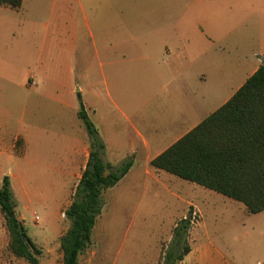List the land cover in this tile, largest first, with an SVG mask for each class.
I'll return each mask as SVG.
<instances>
[{"label": "crops", "instance_id": "1", "mask_svg": "<svg viewBox=\"0 0 264 264\" xmlns=\"http://www.w3.org/2000/svg\"><path fill=\"white\" fill-rule=\"evenodd\" d=\"M116 1L23 0L19 10L0 7V99L7 98V92L15 99L12 104L4 102L6 107L0 105V155L7 156L13 166L0 171V187L9 176L13 193L23 197L26 211L37 213L36 201L44 202L52 193L40 191L28 178L32 171L33 179L50 173L55 194L60 195L58 211L62 209L72 169L81 165L77 188L92 152L79 117L82 101L104 143V161L114 168L132 163L110 189L141 166L152 185L181 204V214L173 215L169 228L174 230L190 209L197 214L198 225L189 233L191 251L184 260L228 264L223 249L212 239L215 236L221 244L235 238L244 253L264 261V211L251 214L242 202L151 166L225 106L262 65L264 0L251 2L248 10L242 3L241 11L238 6L225 7L222 0H136L144 12L139 44H133L135 38L118 42L116 30L97 41L94 29L101 30L102 15L108 17V24H116L111 6ZM107 2V11L93 10L92 26L86 7ZM57 4L61 5L59 17ZM80 13L95 50L92 61L83 65L88 71L75 77L69 56L79 33L74 19ZM136 29L131 30L133 34L128 31L130 36ZM74 84L79 91L70 97ZM20 138L26 143L22 156L15 150ZM48 140H57L53 163L45 159ZM147 187L144 184V191ZM227 215L233 216L235 226L223 232L219 226ZM35 219L39 221L37 214ZM97 222L93 234L98 237Z\"/></svg>", "mask_w": 264, "mask_h": 264}, {"label": "trees", "instance_id": "2", "mask_svg": "<svg viewBox=\"0 0 264 264\" xmlns=\"http://www.w3.org/2000/svg\"><path fill=\"white\" fill-rule=\"evenodd\" d=\"M22 4L23 0H0V7L12 10H19ZM79 117L89 134L92 152L65 211L70 228L61 239L63 264H79L92 244L104 206L103 194L132 167L126 162L114 168L104 161V143L82 101ZM151 166L242 202L251 214L264 211V59L225 106L154 159ZM17 208L10 177L5 176L0 187V212L10 234V249L28 264H40L42 251L19 219ZM192 214L190 209L177 223L162 264H179L190 253Z\"/></svg>", "mask_w": 264, "mask_h": 264}, {"label": "rangeland", "instance_id": "3", "mask_svg": "<svg viewBox=\"0 0 264 264\" xmlns=\"http://www.w3.org/2000/svg\"><path fill=\"white\" fill-rule=\"evenodd\" d=\"M253 1L255 0H222V4L230 8L238 6V11H241L240 6L242 3H244L245 9L248 10L251 9L250 3ZM111 6L115 10L116 24H108V17L102 15L101 30L94 29L97 41L99 37H108L109 30H116L118 42L135 38L133 44H139L141 13H144L141 10V4L136 3V0H117L116 3H111ZM96 8L105 12L104 9L107 11L109 3L88 4L85 9L86 17L92 26L94 23L92 14ZM60 11L61 5L57 4L55 14L58 17ZM80 14L76 16L78 20L74 19V27L79 30V33L76 39L72 40L74 47H71L72 51L69 56L70 66L76 72L75 77L80 71H88V66L83 65L92 61L95 50L94 39L90 35L85 16L82 13ZM105 19L106 26H104ZM134 28L138 29L134 31L133 36H130V34H133L131 30H134ZM90 79H93V76ZM101 88L106 92L104 85H101ZM78 91V85L74 84L70 97ZM7 94V98L0 99L1 107H6L15 101V99L12 100L13 95L11 92H7ZM6 101H8L7 105L4 103ZM83 129L86 130L84 126ZM56 141L48 140L47 142L50 148L45 159L48 162L53 163V159L58 155L55 154L58 148ZM51 144L54 146H51ZM15 150L18 156H22L26 151V143L22 138L16 143ZM3 169L9 171L13 169V166L7 156L0 155V171ZM80 173L81 165L77 164L72 169L70 178L67 181L68 196L60 211H58L60 195L55 194L57 187H54V180H52L50 173L42 174V178L33 179L35 178V172L32 171L28 178V182H32L33 185H36V188H40V191L52 193L45 196L44 202L36 201L37 213L35 211L27 212L28 207L24 203L23 197L15 193L20 201L17 215L20 220L25 221L29 236L42 251L39 256L40 264H63L61 239L70 228V221L63 216V212L71 204ZM140 177L143 179L141 180ZM144 184H148L145 191L143 189ZM152 184L153 180L144 176V171L140 166L136 167L131 176L121 182L118 187L107 190L103 194L104 206L97 222L100 229L98 237L92 235L94 246L91 244L83 253L79 264H89L91 260L93 264H162L163 255L173 237V229L169 228L170 220H173V215L178 214L177 216H180L179 206L181 204L176 200L173 203L172 197ZM36 214L39 221L35 219ZM233 219V216L227 215L224 218L225 221L220 222L222 225L219 226V229L221 231L230 230L231 227L235 226ZM198 222L199 218L193 228L198 225ZM212 239L217 246L219 245L223 249V258L226 259L228 264H264L263 260L254 259L250 257V254L244 253L242 243L237 242L235 238H228V242L222 244L217 243V237L213 236ZM10 241L11 238L6 228L5 219L0 212V264H28L12 254ZM181 264H192V260L187 257Z\"/></svg>", "mask_w": 264, "mask_h": 264}, {"label": "built area", "instance_id": "4", "mask_svg": "<svg viewBox=\"0 0 264 264\" xmlns=\"http://www.w3.org/2000/svg\"><path fill=\"white\" fill-rule=\"evenodd\" d=\"M197 214L195 212H193L192 216H191V222L192 225H194L197 222Z\"/></svg>", "mask_w": 264, "mask_h": 264}]
</instances>
